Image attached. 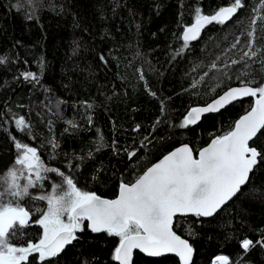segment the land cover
Masks as SVG:
<instances>
[{"label":"trees","instance_id":"1","mask_svg":"<svg viewBox=\"0 0 264 264\" xmlns=\"http://www.w3.org/2000/svg\"><path fill=\"white\" fill-rule=\"evenodd\" d=\"M232 2L0 0V177L16 165L22 150L15 145L21 143L35 148L45 166L73 178L81 190L112 199L121 182L132 183L175 146L186 143L196 152L230 131L250 100L198 124L180 125L189 109L228 88L264 81V0H242L244 7L231 21L208 24L197 39L184 43L182 34L195 22L197 9L211 15ZM250 41L255 55L249 57L244 53ZM28 73L35 78L25 79ZM20 118L28 126L23 130L16 125ZM250 144L264 153V135ZM42 175L47 178L18 201L31 218L11 237L17 246L41 239L35 221L47 202L35 197L62 184L56 173ZM173 230L192 245V264H212L221 255L229 264H264V161L216 214L177 217ZM76 235L44 264H117V237L87 227ZM244 239L253 241L248 250L242 248ZM36 256L29 257L31 264H38ZM133 264L178 262L172 256L135 253Z\"/></svg>","mask_w":264,"mask_h":264},{"label":"snow or ice","instance_id":"2","mask_svg":"<svg viewBox=\"0 0 264 264\" xmlns=\"http://www.w3.org/2000/svg\"><path fill=\"white\" fill-rule=\"evenodd\" d=\"M242 7V0H233L211 15L201 14L197 9L195 22L184 31L185 45L197 39L206 25L213 22L223 25ZM252 23H256L255 19ZM253 34L254 30L248 33L250 37ZM249 48L244 55L254 56L251 41ZM3 62L0 58V63ZM211 68L215 69L216 64ZM24 75L25 79L35 78L31 73ZM253 83L248 81L242 87L230 88L206 107L192 108L180 125L182 128L194 125L202 114L217 112L243 97L255 98L254 106L230 131L215 137L198 156H194L188 145L177 148L147 168L134 182H121L116 199H104L95 192L81 190L73 178L45 166L35 148L16 143L22 154L15 163L22 171L18 174V170L12 169L0 177V264H31L29 257L33 254H38L35 257L38 264H44L78 239L76 233L85 227L93 233H106L119 239L113 255L118 264H133L137 249L149 257L173 253L182 264H192L193 247L173 230L174 219L187 215L213 216L242 192V186L250 181V173L264 161V153L250 144L258 134L264 135V81L255 87ZM16 125L22 130L28 127L23 118L16 120ZM135 155L134 151L130 152L129 158ZM25 171L27 176L23 175ZM49 172L62 177V184H54L48 195L35 197L47 202V210L35 221L42 227L43 236L36 243L17 246L10 239L18 235V229L27 227L31 218L30 211L18 201L29 196V189L36 187L37 182L47 178L42 173ZM33 175L35 180L31 179ZM21 178L27 180L23 186L18 183ZM5 196L11 199L5 202ZM252 244L253 241L244 239L242 248L248 250ZM214 264H229V258L217 256Z\"/></svg>","mask_w":264,"mask_h":264},{"label":"water","instance_id":"3","mask_svg":"<svg viewBox=\"0 0 264 264\" xmlns=\"http://www.w3.org/2000/svg\"><path fill=\"white\" fill-rule=\"evenodd\" d=\"M235 16H236V14L232 17V19H233ZM232 19H231V20H232ZM231 20H229V21H231ZM229 21H227L226 23H228ZM190 26H191V25H190ZM184 31H185V30H184ZM183 34H184V32H183ZM183 34H182V37H183ZM190 41H194V40H190ZM242 86H244V85L233 86V87H231V88H237V87H242ZM229 89H230V88H228L227 90H229ZM227 90L223 91L220 95H222V94H223L224 92H226ZM220 95H218L217 97L213 98L211 101H209V102L206 103L205 105H201V106H197V107H206L207 105L211 104L215 99H217ZM242 100H251V106H250V108L247 110V111H250L251 107L254 106V102H255V98H253V97H243V98H241V99H239V100L233 101L231 104H233V103H235V102L242 101ZM231 104H229V105H231ZM229 105H227L226 107H228ZM226 107L220 109L219 111L225 109ZM193 108H196V107H193ZM191 109H192V108H191ZM191 109H189V110L186 112V115H187V113H188ZM219 111H217V112H219ZM247 111H246L244 114H242L238 119H236V121L239 120L243 115H245V114L247 113ZM212 113H215V112L204 113V114H202L200 120H199L196 124H198V123L202 120L203 117H205V116H207V115H210V114H212ZM186 115H185V116H186ZM236 121H235V122H236ZM235 122H234V124H235ZM233 126H234V125H233ZM217 137H218V136H217ZM214 138H215V137H214ZM214 138H212V139L210 140V142H209L205 147H207V146L211 143V141H212ZM250 143H251V142H250ZM183 145H188V144H181V145H179V146L173 148L172 150H170L169 152H167L166 154H164L161 158H159V159L156 160L154 163H152L149 167H151V166H153L154 164L158 163L159 161H161V160L163 159L164 156L170 154L172 151L176 150L177 148H179V147H181V146H183ZM188 146H189V145H188ZM189 147H190V146H189ZM190 148H191V147H190ZM203 148H204V147H203ZM203 148H201V149H203ZM201 149H200V150H201ZM200 150H199V151H200ZM199 151H198V152H199ZM198 152H197V154H196L197 156H198ZM194 156H195V155H194ZM149 167H147V168H149ZM147 168H146V169H145L140 175H142V174L147 170ZM140 175H139V176H140ZM134 181H135V180H134ZM134 181H133V182H134ZM244 186H245V185H244ZM244 186H242V188H243ZM118 195H119V187H118V190H117V194H116V196H115L114 198H112V199H116V198L118 197ZM102 198H103V197H102ZM233 198H234V197H233ZM104 199H107V198H104ZM230 201H231V200H230ZM230 201H228V202H230ZM228 202H227V203H228ZM227 203H226V204H227ZM226 204H225V205H226ZM225 205H223L222 207H224ZM222 207H221V208H222ZM221 208H220V209H221ZM220 209H218L217 212H218ZM217 212H216V213H217ZM216 213H215V214H216ZM189 216H192V215L178 216V217H189ZM211 217H212V216H211ZM200 218H202V219H208V218H210V217H200ZM175 219H176V218H175ZM175 219H174V221H175ZM85 224H87V222H85ZM173 225H174V224H173ZM89 231H91V230L89 229ZM92 233H93V232H92ZM181 238H182V237H181ZM183 239H184V238H183ZM72 243H73V242H72ZM72 243H71V244H72ZM71 244L66 245L64 248L70 246ZM135 253H139V254H141V255L147 257V258H154V259L161 258V257H166V256H172V257L176 258L178 264H182V262L180 261L179 257H177V256H176L175 254H173V253H167V254H165V255H163V256H159V257H149V256H147L146 254L141 253V252L137 249V250H134L133 258H134ZM193 257H194V251H193ZM193 257H192V261H193ZM116 263L118 264L117 261H116Z\"/></svg>","mask_w":264,"mask_h":264},{"label":"rangeland","instance_id":"4","mask_svg":"<svg viewBox=\"0 0 264 264\" xmlns=\"http://www.w3.org/2000/svg\"><path fill=\"white\" fill-rule=\"evenodd\" d=\"M13 169L18 170V174L20 173V171H22V170H21V166H20V165H17V164L14 166ZM11 170H12V169H11ZM8 172H9V170L6 172V174H7ZM6 174H5L4 176H6ZM23 175H24V176H27V175L25 174V172H23ZM18 183L21 184V185L23 186L24 184L27 183V180L21 178V179H19ZM41 228H42V227H41ZM42 236H43V229H42V233H41V238H42ZM212 261H213V260H212Z\"/></svg>","mask_w":264,"mask_h":264},{"label":"flooded vegetation","instance_id":"5","mask_svg":"<svg viewBox=\"0 0 264 264\" xmlns=\"http://www.w3.org/2000/svg\"><path fill=\"white\" fill-rule=\"evenodd\" d=\"M250 101H251V100H250ZM250 106H251V104H250ZM194 125H195V124H194ZM209 142H210V141H209ZM209 142H208V143H209ZM208 143H207V144H208ZM182 144H186V143H182ZM207 144H206V145H207ZM179 145H181V144H179ZM179 145H177V146H179ZM206 145H205V146H206ZM177 146H175V147H177ZM205 146H203V147H205ZM175 147H174V148H175ZM203 147H201V148H203ZM201 148H199L196 152L193 151L195 156H197L196 154H197V152H198ZM172 149H173V148H172ZM172 149H171V150H172ZM168 152H169V151H168ZM165 154H166V153H165ZM162 156H163V155H162ZM162 156H161V157H162ZM161 157H160V158H161ZM157 160H158V159H157ZM153 163H154V162H153ZM148 167H149V166H148ZM138 177H139V176H138ZM138 177H137V178H138ZM137 178H136V179H137ZM136 179H135V180H136Z\"/></svg>","mask_w":264,"mask_h":264},{"label":"built area","instance_id":"6","mask_svg":"<svg viewBox=\"0 0 264 264\" xmlns=\"http://www.w3.org/2000/svg\"><path fill=\"white\" fill-rule=\"evenodd\" d=\"M215 260V259H214ZM214 260L212 261V264H214Z\"/></svg>","mask_w":264,"mask_h":264},{"label":"bare ground","instance_id":"7","mask_svg":"<svg viewBox=\"0 0 264 264\" xmlns=\"http://www.w3.org/2000/svg\"><path fill=\"white\" fill-rule=\"evenodd\" d=\"M215 258H216V257H215ZM215 258H214V259H215ZM214 259H213V260H214Z\"/></svg>","mask_w":264,"mask_h":264}]
</instances>
